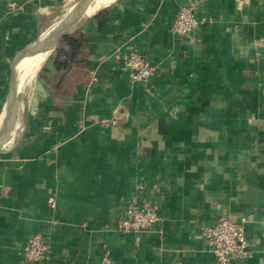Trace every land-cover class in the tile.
<instances>
[{"label":"crops","instance_id":"crops-1","mask_svg":"<svg viewBox=\"0 0 264 264\" xmlns=\"http://www.w3.org/2000/svg\"><path fill=\"white\" fill-rule=\"evenodd\" d=\"M66 1L0 0V264H25L35 231L49 250L28 264H214L201 231L221 217L248 240L230 264H264V0H112L77 26L80 60L58 70L51 49L8 117L18 56ZM189 5L210 21L174 33ZM131 50L145 82L120 67ZM130 200L159 221L123 232Z\"/></svg>","mask_w":264,"mask_h":264},{"label":"built area","instance_id":"built-area-1","mask_svg":"<svg viewBox=\"0 0 264 264\" xmlns=\"http://www.w3.org/2000/svg\"><path fill=\"white\" fill-rule=\"evenodd\" d=\"M14 7L15 2H10ZM210 21L208 15H197L193 5L181 6L175 14L170 29L177 34L184 35L197 30L202 24ZM264 46V38L259 39ZM120 67L132 82H145L154 72L155 66L136 51L122 52ZM115 118H110L114 122ZM51 208L55 206V199L49 196ZM160 219L156 204H139L130 200L125 207L119 223L123 232L146 230ZM243 221V220H242ZM242 221L221 217L216 222L202 228V236L213 254L214 264H230L231 260L246 254L248 240ZM49 245L44 235L35 231L27 235L22 246L25 264L42 259L48 252ZM99 264H114L107 256H101Z\"/></svg>","mask_w":264,"mask_h":264},{"label":"bare ground","instance_id":"bare-ground-1","mask_svg":"<svg viewBox=\"0 0 264 264\" xmlns=\"http://www.w3.org/2000/svg\"><path fill=\"white\" fill-rule=\"evenodd\" d=\"M110 1L112 0H94L93 3L86 5V6H82L79 8H69L68 10H66V13L63 14L61 19L58 21V25L56 26L58 28V31L59 32L66 31V30H70L72 28L77 27L84 19L91 16L101 6L109 3ZM53 41L54 39L52 37V39L42 49H40L38 53H36L33 56L32 60L30 61V63L28 64V66L25 68L24 71H23L24 69L23 67V69L20 72L18 62L21 61L22 59L18 58V61L14 68V72L12 76L16 75L17 81H18V88H20V91H18L16 96L13 98L10 110L13 108V106H15L18 98L20 97V92H22L21 90L23 89L27 80L30 79V77L36 73L37 69L39 68V66L41 65V63L43 62V60L49 53V51L53 48V43H54ZM19 78H20V81H19ZM8 117H9V110H8Z\"/></svg>","mask_w":264,"mask_h":264},{"label":"water","instance_id":"water-1","mask_svg":"<svg viewBox=\"0 0 264 264\" xmlns=\"http://www.w3.org/2000/svg\"><path fill=\"white\" fill-rule=\"evenodd\" d=\"M93 2H94V0H78V1H75L74 3H72L66 10H68L69 8H79V7H82V6H86V5H89V4L93 3ZM65 13H66V11L64 13H61L59 15V17H57L53 21H50L48 23V25L45 27V29L39 34V36L27 48H25L20 53V55L18 56L19 59H23L26 56L30 57V56H33L36 53H38L40 51V49H42L52 39V37L54 39V41H53L54 42L53 43V48H54L57 40L63 34L68 33L70 31L76 29L77 27L72 28L70 30H66V31H60V32L58 31V28L56 26L58 25V21L61 19L62 15L65 14ZM95 13H93L92 15H94ZM18 91H20V88H18L17 77H16V75H14V76H12V79H11L9 87H8V94L5 97L3 105L1 106V111L3 109V113L5 111L9 110V115H10V112L12 110V109L10 110L11 103L13 101V98L18 93ZM1 117H0V120H1ZM4 125L5 124L2 125L0 123V132L2 131Z\"/></svg>","mask_w":264,"mask_h":264},{"label":"trees","instance_id":"trees-1","mask_svg":"<svg viewBox=\"0 0 264 264\" xmlns=\"http://www.w3.org/2000/svg\"><path fill=\"white\" fill-rule=\"evenodd\" d=\"M106 17L104 10H99L95 16ZM86 44V39L79 28H76L68 33L63 34L56 42L53 53L55 54V67L58 70H67L72 64L81 57L82 48Z\"/></svg>","mask_w":264,"mask_h":264},{"label":"rangeland","instance_id":"rangeland-1","mask_svg":"<svg viewBox=\"0 0 264 264\" xmlns=\"http://www.w3.org/2000/svg\"><path fill=\"white\" fill-rule=\"evenodd\" d=\"M75 1H78V0H67L66 2H64L63 4H61L58 8H56L52 15H51V21H53L54 19H56V17H59V15L61 13H64L66 11V9L72 4L74 3ZM64 11V12H63ZM54 18V19H53ZM24 88V87H23ZM23 90V89H22ZM21 90V91H22Z\"/></svg>","mask_w":264,"mask_h":264}]
</instances>
